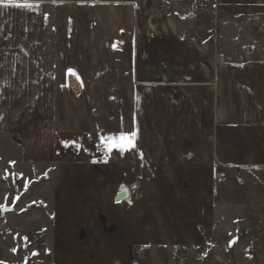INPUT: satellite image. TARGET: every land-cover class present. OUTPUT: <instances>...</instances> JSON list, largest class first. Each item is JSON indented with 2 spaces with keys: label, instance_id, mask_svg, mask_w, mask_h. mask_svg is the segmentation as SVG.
Listing matches in <instances>:
<instances>
[{
  "label": "crops",
  "instance_id": "0c3cea01",
  "mask_svg": "<svg viewBox=\"0 0 264 264\" xmlns=\"http://www.w3.org/2000/svg\"><path fill=\"white\" fill-rule=\"evenodd\" d=\"M213 2L212 48L164 0L0 4V97L19 110L25 161L51 175L52 249L118 254L101 264L264 250V0ZM133 130L135 148L106 154L101 137Z\"/></svg>",
  "mask_w": 264,
  "mask_h": 264
},
{
  "label": "rangeland",
  "instance_id": "374dc122",
  "mask_svg": "<svg viewBox=\"0 0 264 264\" xmlns=\"http://www.w3.org/2000/svg\"><path fill=\"white\" fill-rule=\"evenodd\" d=\"M40 2H109L114 0H14ZM169 15L185 37L208 39L215 44L216 14L213 0H164ZM218 22V20H217ZM9 108H5V105ZM14 107V108H13ZM22 120L12 96L0 97V210L14 208L13 213H0V264H101L118 259L114 250H64L48 246V223L42 219L45 210L41 198H47L51 175L41 173L25 161L23 138L18 130ZM51 170V169H50ZM49 179V180H48ZM47 180L46 184L45 181ZM143 182L129 188L131 204L143 200ZM140 189V190H139ZM139 195V197H138ZM67 226V225H66ZM63 224L57 233L63 235ZM54 234V233H53ZM52 234V235H53ZM61 244L63 237H60ZM51 241V240H50ZM238 244V239L232 240ZM209 254V255H208ZM213 258L212 260H210ZM134 264H264V250H136ZM210 260V262H209ZM209 262V263H208Z\"/></svg>",
  "mask_w": 264,
  "mask_h": 264
},
{
  "label": "snow or ice",
  "instance_id": "6c2138e0",
  "mask_svg": "<svg viewBox=\"0 0 264 264\" xmlns=\"http://www.w3.org/2000/svg\"><path fill=\"white\" fill-rule=\"evenodd\" d=\"M0 4H2L4 7H7L9 5L13 4V0H0ZM25 7H31L32 5L26 4ZM69 74L75 75L74 70L69 69ZM138 132L136 130H133L131 132H121L119 136H108V137H101V144L103 145L106 154L111 153L113 149H118L121 153H123L126 150H131L136 147V139H137ZM65 146H68V142H63ZM77 148H79V145H76ZM123 190V188H122ZM119 198H117V203H119Z\"/></svg>",
  "mask_w": 264,
  "mask_h": 264
},
{
  "label": "water",
  "instance_id": "95a60500",
  "mask_svg": "<svg viewBox=\"0 0 264 264\" xmlns=\"http://www.w3.org/2000/svg\"><path fill=\"white\" fill-rule=\"evenodd\" d=\"M117 198H119V201L121 200H126L127 199V195H126V191L123 190L121 191L118 196L116 197L115 201L117 202ZM14 211V208L12 207H5V208H2L0 210V213L3 215L5 213H12Z\"/></svg>",
  "mask_w": 264,
  "mask_h": 264
},
{
  "label": "built area",
  "instance_id": "2783aa9c",
  "mask_svg": "<svg viewBox=\"0 0 264 264\" xmlns=\"http://www.w3.org/2000/svg\"><path fill=\"white\" fill-rule=\"evenodd\" d=\"M138 197H139V195H138ZM2 235V231H1V227H0V236Z\"/></svg>",
  "mask_w": 264,
  "mask_h": 264
}]
</instances>
